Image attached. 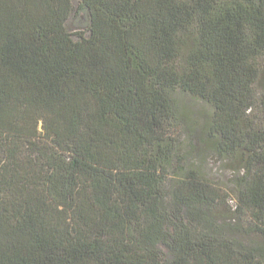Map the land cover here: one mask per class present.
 Listing matches in <instances>:
<instances>
[{
	"label": "trees",
	"instance_id": "16d2710c",
	"mask_svg": "<svg viewBox=\"0 0 264 264\" xmlns=\"http://www.w3.org/2000/svg\"><path fill=\"white\" fill-rule=\"evenodd\" d=\"M80 9L75 40L72 0H0V264H264V0ZM207 155L247 225L218 224Z\"/></svg>",
	"mask_w": 264,
	"mask_h": 264
},
{
	"label": "rangeland",
	"instance_id": "374dc122",
	"mask_svg": "<svg viewBox=\"0 0 264 264\" xmlns=\"http://www.w3.org/2000/svg\"><path fill=\"white\" fill-rule=\"evenodd\" d=\"M81 2L82 0H72L73 13L67 24V28L69 32L73 34L75 40L79 39L80 33H83L85 36H89L91 24L88 11L80 9ZM183 105L185 107V111L187 114H189L191 122L194 124L196 122V126L191 127L193 128L192 130L194 135L200 136V127H202L209 120L208 109L205 107L204 103L195 101L189 97L183 98ZM195 144H199V141L196 139ZM202 160L205 161V163H198V166H196L197 168L199 167V169H201V178L204 179L205 182L212 183L214 187L221 190L220 192L223 194V197L225 194L227 196L225 199H222L219 205H216L214 210L217 216L216 220L218 224H226V222L227 224L230 222H232L231 224H236V222H242L243 224L247 225L250 221L236 213L238 204L233 193V181H235V174H238V168L236 170L230 162H221L215 157L208 155L203 156ZM177 178L178 177L175 176H169V179L164 185L167 202H171L173 200V193L175 191ZM233 236L236 239L241 238L240 241L245 245L254 243L262 244L263 242V238L261 236L251 233L249 235L234 234ZM160 248L166 252L165 247L160 246Z\"/></svg>",
	"mask_w": 264,
	"mask_h": 264
}]
</instances>
